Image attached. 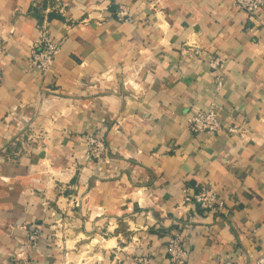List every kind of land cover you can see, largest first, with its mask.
Wrapping results in <instances>:
<instances>
[{
  "label": "crops",
  "instance_id": "crops-1",
  "mask_svg": "<svg viewBox=\"0 0 264 264\" xmlns=\"http://www.w3.org/2000/svg\"><path fill=\"white\" fill-rule=\"evenodd\" d=\"M45 30L61 48L44 76L30 62ZM213 104L225 131L194 135L192 113ZM91 132L107 143L101 161ZM212 187L216 212L185 199ZM178 231L190 264L263 252L264 12L232 0H0V264H169Z\"/></svg>",
  "mask_w": 264,
  "mask_h": 264
},
{
  "label": "built area",
  "instance_id": "built-area-1",
  "mask_svg": "<svg viewBox=\"0 0 264 264\" xmlns=\"http://www.w3.org/2000/svg\"><path fill=\"white\" fill-rule=\"evenodd\" d=\"M233 4L241 11L253 17L258 12H264V0H232ZM134 12L131 6L127 3H121L117 18L121 22H129L133 19ZM60 44L51 36L48 30H45L39 40L32 47V59L30 65L38 70L42 75H48L54 67L56 56L60 51ZM195 55L200 56L202 52L198 49L194 51ZM211 67L216 74V85L220 88L223 83L222 69L224 60L221 57H214L210 61ZM46 101L42 104L45 106ZM190 132L194 135L207 134L211 137L218 136L225 131L224 125L220 119L217 105L213 104L209 110H194L192 116L188 120ZM231 131L236 132L240 129L231 128ZM88 147V154L92 160L101 161L106 158L108 153L107 143L101 135L91 132L85 138ZM186 200L193 199L202 208L209 211H217L223 207V202L219 198L218 189L212 187L202 189L198 194L191 197L185 194ZM38 238V232L31 237L32 240ZM166 255L169 264H190V249L185 241V234L182 231L174 233L166 245ZM140 263L147 264L146 258L138 259ZM225 264H237L232 261H226ZM249 264H264V249L261 255L253 263Z\"/></svg>",
  "mask_w": 264,
  "mask_h": 264
},
{
  "label": "rangeland",
  "instance_id": "rangeland-1",
  "mask_svg": "<svg viewBox=\"0 0 264 264\" xmlns=\"http://www.w3.org/2000/svg\"><path fill=\"white\" fill-rule=\"evenodd\" d=\"M63 208L65 210V214H64L65 217H70L72 214H74L73 209L70 210L69 206H63ZM50 209H51V211L54 212L53 218L54 219L57 218L58 210H57L56 206H50ZM54 229H55V232L57 234H59V237H66V238L69 237L73 231L72 226L65 225L63 222H60L59 226H57Z\"/></svg>",
  "mask_w": 264,
  "mask_h": 264
}]
</instances>
